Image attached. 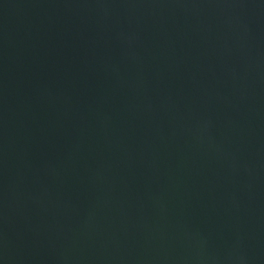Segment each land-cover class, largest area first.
Returning <instances> with one entry per match:
<instances>
[{
    "label": "water",
    "instance_id": "95a60500",
    "mask_svg": "<svg viewBox=\"0 0 264 264\" xmlns=\"http://www.w3.org/2000/svg\"><path fill=\"white\" fill-rule=\"evenodd\" d=\"M0 264H264V0H0Z\"/></svg>",
    "mask_w": 264,
    "mask_h": 264
}]
</instances>
